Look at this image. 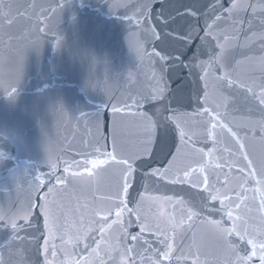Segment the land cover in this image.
I'll use <instances>...</instances> for the list:
<instances>
[{"label": "water", "instance_id": "95a60500", "mask_svg": "<svg viewBox=\"0 0 264 264\" xmlns=\"http://www.w3.org/2000/svg\"><path fill=\"white\" fill-rule=\"evenodd\" d=\"M262 98L264 0H0V264H101L118 241L129 264H237L209 222L232 221L203 178L231 197L239 228L264 231ZM103 153L116 160L79 163ZM117 161L133 166L127 194ZM163 196L183 201L178 229L153 219L151 198ZM120 199L141 217L126 212V237L109 215Z\"/></svg>", "mask_w": 264, "mask_h": 264}, {"label": "snow or ice", "instance_id": "6c2138e0", "mask_svg": "<svg viewBox=\"0 0 264 264\" xmlns=\"http://www.w3.org/2000/svg\"><path fill=\"white\" fill-rule=\"evenodd\" d=\"M236 7V4H233V8ZM231 11V10H229ZM232 81H229V84H231ZM261 103L264 104V98L261 99ZM114 112H119L121 111V109L118 108H113ZM203 111L205 113H208L209 110L207 108L203 109ZM211 115V114H210ZM213 120L216 119V117H212ZM223 126V125H221ZM217 127V125L215 123H212L211 126L208 129V136L211 138L213 136V130ZM149 132H151V128H149ZM186 135L185 132H183V130H181L180 132V136L181 139L183 140L184 136ZM233 135H235V133H233ZM162 139V138H161ZM241 147H243V145H241ZM97 151L99 152V149H97ZM103 155L105 156L104 159H91V160H84L82 162L79 163H83L85 165H91L92 168H96L100 165H105L109 162V158L112 160H116L115 156L112 153H103ZM206 155H211V152L207 153ZM245 160L248 159L247 156L244 157ZM118 163L124 164L125 165V171L123 174L124 177V184H123V188L122 191L127 194L129 191V178L132 176L133 173V166L131 163H128L127 161H117ZM217 167H220V165H217ZM249 168H251V161H249ZM65 172L68 171V168L64 169ZM193 171H200L203 172L204 171V167L201 166L199 169H195ZM241 172H243V169H240ZM157 173L154 171L152 173V175H156ZM192 173L190 171H186L184 172V177L188 178L190 177ZM75 175V173H74ZM249 176L252 178H255V173L254 172H250ZM57 182L58 183H62V178L60 177H56ZM247 177H245V182L247 181ZM177 182H181L179 181V178L177 180H173L172 183H177ZM227 182V180H225V183ZM257 184L262 183V181L257 180L256 181ZM203 185H204V192L207 193V196L205 197L206 200H211V201H219L220 204V208L219 209H215V211H219L221 212L223 215H226L227 218L232 221V227L230 228H224L222 226L221 221L216 220V221H209L210 223L214 224L218 231L222 234V236L224 237L226 243L229 244V246L233 249V251L236 253L237 256V264H249V261L252 260L253 257H258L260 264H264V231H258L256 232L255 235H253L250 231L249 228L247 226L243 227V229L239 228L237 226V221L241 220L242 218L239 215H235L233 213L232 208L230 207L231 204V197L226 194V193H222L220 191L219 188L216 187L215 184L210 183L209 179L207 176H204L203 178ZM196 185H193V187H195ZM242 189L241 193H238L236 196L237 200H240L241 203H243V200L246 198L243 196L244 192L249 191V189L244 188L243 185L240 186ZM49 191L51 192V189H49ZM145 197L143 196V194H141L140 199L143 200ZM154 201L156 200H163L166 201L169 207V210L174 214V207L173 204L174 203H180L183 204V201H173V198L171 196H163V197H152L151 198ZM241 205L240 204H236L235 207L239 208ZM205 207H207V205H205ZM114 211L115 214V220L112 221V224H119L124 236L126 237L128 235L127 230H126V226L124 223V216L127 213H132L135 214L136 216V220L140 221L141 217L138 211L134 210V209H129L127 204L125 203V201L123 199L119 200V203L115 206L114 209L109 210V215H111V213ZM261 211H264V198L261 199ZM109 215H104L101 217V219L104 221V224L106 225L107 228H111L112 224H108V219H109ZM197 215V213L191 209L188 210V220H191L193 216ZM45 227L49 228V239H54L55 238V232L53 231V229L55 228V224H52V227H49V214L47 212V210L45 211ZM26 218V217H25ZM129 222V226H130ZM184 223V221H181V225ZM106 227L102 226L99 231L101 233V239L96 241V249H93V252H95L98 256H99V248L101 246V244L104 242V233L106 232ZM139 229H140V233H144L147 230H150V226L147 222V220H145L144 222H141L139 224ZM175 229V228H174ZM235 235L239 241L245 243L246 245L251 246V251L248 252L247 255L245 256H240L239 255V245L233 244L231 242V240L229 239L232 235ZM140 238V234H136V235H132L131 236V240L132 241H137ZM63 239V238H62ZM168 239V236L165 235V240ZM164 241H161V243H163ZM55 247V246H54ZM172 252V244L169 243L167 245V251H165L162 254V259H169L170 254ZM132 253V249L130 247L125 246L122 242L118 241L115 245H110L106 250H105V257L106 260L104 258H101V264H115L116 258L123 254L127 257H130ZM193 264H197L196 260H193Z\"/></svg>", "mask_w": 264, "mask_h": 264}, {"label": "clouds", "instance_id": "9594fccd", "mask_svg": "<svg viewBox=\"0 0 264 264\" xmlns=\"http://www.w3.org/2000/svg\"><path fill=\"white\" fill-rule=\"evenodd\" d=\"M152 216L154 220L160 223L167 224L172 228L178 229L181 226L180 223L174 217L173 213L169 210L166 201L156 200L153 202ZM115 264H129V258L121 254L116 258Z\"/></svg>", "mask_w": 264, "mask_h": 264}]
</instances>
